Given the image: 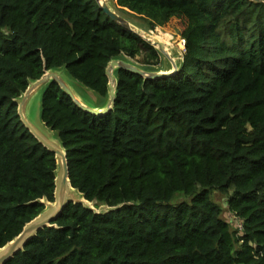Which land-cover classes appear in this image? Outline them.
Segmentation results:
<instances>
[{"label": "trees", "instance_id": "trees-1", "mask_svg": "<svg viewBox=\"0 0 264 264\" xmlns=\"http://www.w3.org/2000/svg\"><path fill=\"white\" fill-rule=\"evenodd\" d=\"M114 2L149 29L184 21L178 71L117 69L104 115L55 82L44 89L40 117L66 150L72 187L110 209L69 202L5 264H264V0ZM112 58L158 70L161 54L95 0H0V247L55 188V156L14 99L44 69L65 67L101 102ZM213 191L227 194L240 231ZM176 193L189 201L171 202Z\"/></svg>", "mask_w": 264, "mask_h": 264}, {"label": "water", "instance_id": "water-1", "mask_svg": "<svg viewBox=\"0 0 264 264\" xmlns=\"http://www.w3.org/2000/svg\"><path fill=\"white\" fill-rule=\"evenodd\" d=\"M95 1L101 10L114 22L133 32L144 41L155 47L160 54L164 55L168 66L165 69L147 70L133 61L122 58H112L109 60L105 68V74L108 79V92L104 100L101 102L100 98L93 90L84 87L76 79L71 77V81L73 80L75 83L83 86L87 90L90 94L91 100L85 98L77 92H74L59 70L62 68L66 70L65 67L44 69L43 73L38 78L29 80L26 89L14 100L17 103V113L22 123L39 141V143L51 151L55 156L56 170L53 201H48L45 198L38 200L44 205L43 210L28 221L17 236L0 247V264H5L16 253L23 250L26 242L35 236L39 229L55 226L54 220L69 202L81 203L84 207L91 209L96 213L107 212L110 209L108 208L105 210L104 208L101 209L99 207H95L93 201L85 199L81 192L72 187L68 174L66 150L58 139L56 133H54V130L47 127L41 120L40 109L39 111L37 108L35 109V101H33L35 96L37 97L39 92L46 88L50 83L55 82L82 110L93 115H104L113 108L116 99L117 77L115 75V71L117 69L128 70L142 76L144 79H157L170 76L177 72L179 63L183 58L182 52H179L176 56H174L166 45L152 35L150 30H145L118 14L110 7L107 0ZM88 100L92 101L93 104H90Z\"/></svg>", "mask_w": 264, "mask_h": 264}, {"label": "rangeland", "instance_id": "rangeland-1", "mask_svg": "<svg viewBox=\"0 0 264 264\" xmlns=\"http://www.w3.org/2000/svg\"><path fill=\"white\" fill-rule=\"evenodd\" d=\"M107 1L112 9H114L118 14L122 15L123 17L131 21L133 24L145 30H150L153 34L161 36L165 40H167L168 42L165 45L169 49V51H171L174 54V56H176L179 52H183L184 45L182 44V40L180 38V32L184 25L183 20L172 18L163 26H156L153 29H149L147 22L143 18H140L132 14L131 12H127L128 10L124 11V10L117 8V6H115V2H114L115 0H107ZM166 34H170V37L168 38ZM138 58H141V56H139ZM138 58L130 59V60L139 64L137 60ZM167 66H168L167 60L165 59V56L161 54L160 64L157 66V69H165ZM59 70L74 92H77L81 94L82 96H84L85 98L91 100L90 94L87 92V90L83 86L75 83L73 80L71 81L70 79L72 76H69L64 68L59 69ZM44 89H42V91L39 92V95H37V97L35 96V99L33 100L35 101L34 103L35 109L37 108L38 111L40 109V100H41V96H42ZM89 102L90 104H93L92 101H89ZM211 197L214 201H216L222 207V213H221L222 217L228 221L231 220L232 226H233V220H232L233 214L228 210L227 203H226L227 194L221 193L219 191H213L211 193ZM181 200L189 201V197L185 196L182 193H176L171 199V202H178ZM98 207L101 209L104 208L105 210L109 208L106 205H100Z\"/></svg>", "mask_w": 264, "mask_h": 264}, {"label": "built area", "instance_id": "built-area-1", "mask_svg": "<svg viewBox=\"0 0 264 264\" xmlns=\"http://www.w3.org/2000/svg\"><path fill=\"white\" fill-rule=\"evenodd\" d=\"M182 44L184 45V41L182 40ZM232 220L234 225L237 227V229L240 231L242 228V221L237 218L235 215H232Z\"/></svg>", "mask_w": 264, "mask_h": 264}, {"label": "bare ground", "instance_id": "bare-ground-1", "mask_svg": "<svg viewBox=\"0 0 264 264\" xmlns=\"http://www.w3.org/2000/svg\"><path fill=\"white\" fill-rule=\"evenodd\" d=\"M152 35H153L154 37H156L158 40H160L164 45L167 44L168 41L165 40L163 37L158 36V35L153 34V33H152Z\"/></svg>", "mask_w": 264, "mask_h": 264}]
</instances>
